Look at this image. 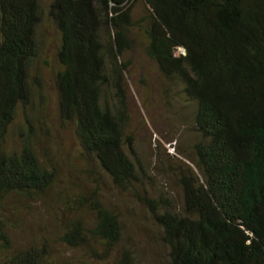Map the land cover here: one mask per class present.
<instances>
[{
  "label": "trees",
  "instance_id": "trees-1",
  "mask_svg": "<svg viewBox=\"0 0 264 264\" xmlns=\"http://www.w3.org/2000/svg\"><path fill=\"white\" fill-rule=\"evenodd\" d=\"M44 22L59 39L58 121L73 129L81 149L78 181L68 177L64 186L39 155L27 114ZM132 34L143 42L135 45ZM138 47L189 106L191 138L184 147L174 143L170 155L179 200L153 192L127 133L129 53ZM17 111L25 132L19 146L8 147ZM107 182L145 210L162 264H264V0H0V264H58L55 245L138 264L120 245L123 215L101 197ZM48 195L62 200L66 215L56 217L50 235L15 246L7 202Z\"/></svg>",
  "mask_w": 264,
  "mask_h": 264
},
{
  "label": "rangeland",
  "instance_id": "rangeland-1",
  "mask_svg": "<svg viewBox=\"0 0 264 264\" xmlns=\"http://www.w3.org/2000/svg\"><path fill=\"white\" fill-rule=\"evenodd\" d=\"M37 37L39 53L29 70L33 87L27 114L29 117L30 113L33 120L31 124L39 155L43 157L45 154L56 167L62 177L60 183L64 186L68 177L75 183L78 181V169L82 161L78 153L81 149L73 129L70 126L62 127L58 121L56 94L53 89V74L58 69L55 59L58 34L50 24L44 22L38 29ZM132 37L135 45L143 42L138 34H132ZM129 56L132 66L130 80H127L131 93L127 133L140 161L149 170V175H152L150 182L153 192L164 189L179 200V191L169 173L172 171L170 166L173 165L170 155L174 151V143L175 146L184 147L187 139L191 138L186 128L189 106L180 94L168 90L165 80L144 59L139 47L131 50ZM135 86L142 91L141 96L135 92ZM22 131L25 132L23 115L17 111L8 131L6 145L19 146L18 134ZM91 180L90 176L81 179L86 185ZM101 197L105 206L114 207L125 219V231L120 245L135 252L138 264H162L164 249L157 241L156 228L146 219L145 210L137 199L129 192L112 187L108 182L102 186ZM43 199L44 201L27 205L7 202L3 213L10 224L8 232L15 246L23 245L39 235H50L54 230L56 217L66 215L62 212L60 198L48 195ZM24 206L27 208H23ZM52 254L58 264H110L109 261L96 259L82 251L66 250L61 245H55Z\"/></svg>",
  "mask_w": 264,
  "mask_h": 264
}]
</instances>
